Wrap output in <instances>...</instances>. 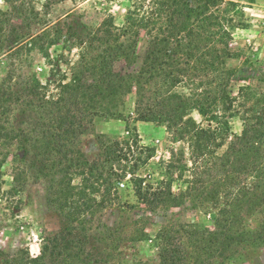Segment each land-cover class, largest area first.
<instances>
[{
    "label": "trees",
    "instance_id": "16d2710c",
    "mask_svg": "<svg viewBox=\"0 0 264 264\" xmlns=\"http://www.w3.org/2000/svg\"><path fill=\"white\" fill-rule=\"evenodd\" d=\"M61 1L68 0H48V4ZM124 1L123 26L110 31L111 25L103 21L98 28L102 37H91L84 48L85 55L73 65L72 79L57 86L56 100L45 98L39 91L40 82L34 81L32 91L36 93L33 92V100L25 106L37 105L41 115L50 119L52 126L42 129L43 147L46 151L63 148V158L67 162L66 165L57 164L62 175L57 185V208L66 224L63 232L44 244L37 257H12L4 264H46L48 256L60 252L79 259L80 247L72 238L75 224L82 225L86 215L96 213L95 207L99 205L95 196H100L98 203L101 205L111 202L115 188L127 176L134 186L136 200L146 205L150 212L181 205L184 196L177 197L172 192V180L157 179L152 183L138 175L140 168L153 157V149L145 147L143 152L148 154L144 159L141 152L135 156L140 146L137 134H130L133 129L127 130L128 136L123 142L105 134L97 135L100 153L91 162L77 147V138L85 130L78 115L69 109L63 111L67 103L76 108L82 106L87 118L92 115L97 120L127 124L124 98L133 92L135 121L164 126L179 140L187 136L192 138V168L201 172L193 175L196 180L191 183L202 185L201 196L205 195V201L212 202L216 211L213 232L184 226L160 227L151 240L157 250V264L237 263L246 256L245 251L264 245V236L259 230H245L238 214L239 208L246 205L251 212L259 209L264 219V92L258 93L249 84L233 89L234 70L229 67V62L238 60L243 52L242 49L232 50L231 44L233 30L246 28L243 23L245 7L236 0ZM52 29L54 35H50ZM141 31L146 32L147 46L140 65L123 74L113 73L114 60L134 55ZM61 35L62 31L52 26L30 37L28 43L48 57V47L65 42ZM97 41L105 47L90 59V66L82 68L80 62L87 60L91 55L89 50ZM1 43L0 37V48ZM83 73L90 74L93 79L85 81ZM7 99L10 100L0 86V106L7 103ZM192 112H198L208 123L206 128L192 119ZM233 118L241 121L242 131L234 136L228 151L220 157L215 156L216 149L225 142L222 133ZM230 154L235 161L233 159L231 164L233 168L226 170ZM172 164L170 161V166ZM213 164L221 166L224 174L210 185L211 190L204 189V181L198 179L214 169ZM235 167H241L239 172ZM240 175L242 181L237 178ZM76 177L80 183L74 185L72 181ZM140 235L148 240L145 232ZM184 235L193 244L196 255L192 257L186 256L179 244ZM85 256L81 258L86 263L90 256Z\"/></svg>",
    "mask_w": 264,
    "mask_h": 264
},
{
    "label": "rangeland",
    "instance_id": "374dc122",
    "mask_svg": "<svg viewBox=\"0 0 264 264\" xmlns=\"http://www.w3.org/2000/svg\"><path fill=\"white\" fill-rule=\"evenodd\" d=\"M236 1L245 7L243 23L246 28H237L232 32L231 49L243 50L238 60L229 62V67L234 70L233 89L249 84L258 93L264 92V4H261L260 12L259 0ZM125 4L124 0H68L55 4H48V0H8L7 3L0 0V86H3L4 95L10 98L0 106V264L12 257H37L44 244L63 232L66 224L57 208V185L62 181L57 164L66 165L67 162L63 158V148L61 151H46L43 147L42 129L52 126L50 119L41 115L37 105L25 106L26 102L33 100V92L36 93L32 91L34 81L40 82L42 88L39 91L45 98L56 100L57 86L72 79L73 65L85 55L84 48L91 37H102L98 28L103 21L111 25L110 31L123 26ZM52 26L62 31L65 42L48 47L46 57L38 47H31L28 42L30 37ZM54 33L52 29L50 35ZM146 40V32L141 31L134 55L114 60L113 73L123 74L136 69L143 58ZM104 47L99 41L93 43L89 50L91 55L80 62L82 68L90 66V59ZM82 78L85 81L93 79L88 73H83ZM243 79L246 81H239ZM134 98V92L124 98L127 124L97 120L92 115L87 118L82 106L80 109L68 103L63 111L69 109L82 120L85 132L78 136L76 144L90 162L100 153L97 135L105 134L123 142L128 136L127 130L133 129L130 134H137L141 147L134 155L138 156L141 152L140 156L144 159L148 154L143 152L145 147L153 149V157L140 168L138 175L152 183L157 179L172 180V192L177 197L184 196L181 205L150 212L146 205L136 200L134 186L127 176L115 188L111 202L101 205L98 203L100 196H95L99 205L95 207L96 213L86 215L82 225L75 224L72 238L80 247V256H90L86 263L81 257L76 259L70 257L71 254L60 252L48 256L46 264H157V250L151 240L163 225L184 226L203 232L216 230V211L212 202H206V196H201V184L191 183L196 180L193 175L201 172L192 168V138L187 136L179 140L164 126L135 121ZM54 108L59 111L57 106ZM191 117L203 128L207 127L208 123L198 112H192ZM228 124L229 128L222 133L224 145L216 149L215 156L220 157L228 151L234 136L242 131L238 118L229 120ZM214 126L212 124L211 128ZM233 159L230 154V165L226 170L233 168ZM212 168L198 179L204 181V189L211 190L210 185L220 180V174H224L221 166L213 164ZM235 168L236 172L241 169ZM237 178L243 180L241 175ZM79 183V177L72 181L74 185ZM237 191L238 187L233 192ZM220 204H223L221 198ZM238 214L245 230H259L264 236V219L259 209L251 212L244 205L239 208ZM140 232L147 234V241ZM179 244L186 256L196 255L191 239L185 235ZM239 251L244 252L242 249ZM245 252L246 256L237 263L225 264H264V245Z\"/></svg>",
    "mask_w": 264,
    "mask_h": 264
},
{
    "label": "crops",
    "instance_id": "0c3cea01",
    "mask_svg": "<svg viewBox=\"0 0 264 264\" xmlns=\"http://www.w3.org/2000/svg\"><path fill=\"white\" fill-rule=\"evenodd\" d=\"M261 4H264V0H259V11L261 12L260 8L263 6Z\"/></svg>",
    "mask_w": 264,
    "mask_h": 264
}]
</instances>
